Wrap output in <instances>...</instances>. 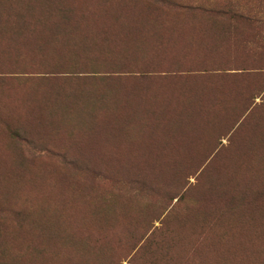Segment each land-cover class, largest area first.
Returning <instances> with one entry per match:
<instances>
[{
  "label": "rangeland",
  "instance_id": "1",
  "mask_svg": "<svg viewBox=\"0 0 264 264\" xmlns=\"http://www.w3.org/2000/svg\"><path fill=\"white\" fill-rule=\"evenodd\" d=\"M129 1L0 0V264H264V0L237 2L260 3L257 23L185 14L180 23L165 21L136 10L145 1L131 9ZM231 1L196 0L220 8ZM133 17L147 19L136 24ZM149 23L152 45L179 34L171 23L184 25L183 37L210 36L201 42L206 55L175 56L168 71L238 75L223 77V89L212 91L215 109L197 115L218 117L217 127L235 120L225 134L197 136L183 148L176 143L202 131L181 129L169 140L174 145L156 148L187 152H102L71 144L85 132L73 120L35 113L27 122L21 115L68 88L36 67L60 53L68 58L72 48L78 55L86 46L90 54L129 49L134 42L120 37L141 34L127 27ZM231 104L240 110L235 115ZM10 131L31 140H14Z\"/></svg>",
  "mask_w": 264,
  "mask_h": 264
},
{
  "label": "trees",
  "instance_id": "2",
  "mask_svg": "<svg viewBox=\"0 0 264 264\" xmlns=\"http://www.w3.org/2000/svg\"><path fill=\"white\" fill-rule=\"evenodd\" d=\"M133 1L127 2L128 5H131L130 9L134 4ZM139 1L145 2H141V7L136 10L148 13L157 12L159 15L156 16L159 18L166 17L165 21L168 19L179 22L184 19L182 18L184 14L188 18L196 16V18H206L214 21L228 18L250 23L255 21L257 23L256 20H260L256 18L258 10L257 12L253 10L254 5L256 4L257 8L260 3L242 8L237 4L238 0H232L227 7L220 8L217 7L218 4L216 3H199L196 0ZM137 4L133 6L135 7ZM137 18L133 17L134 21L137 20L136 24L147 19V17ZM122 19L119 20V24L124 26L128 19L125 17H122ZM263 22L264 20H260L259 24ZM179 23L167 25V27L174 29V32L178 31L179 34H175V36L167 35L163 37V40L154 38L155 45L151 44L152 36L147 33L153 29L155 23H149L142 24L146 26L145 29L142 26L136 28L134 25L127 27L134 29L135 32L138 30L141 34L138 38H126L125 35H123V38L120 37L121 41L130 42L129 40H131L134 42L129 49L118 48L119 51L111 52L109 49L104 48L103 50L97 49L95 54H90V50L86 46L79 48L81 52L79 55L72 48L68 58L65 57V54L60 53V55H57L60 58L54 57L51 65L36 68L47 71L45 74L49 73L48 76L51 77V80L47 81L55 83L53 85L68 86V88H62L64 91L52 96L51 99H42L43 101L37 104L36 108L28 106L22 111L21 115L27 122L28 120L37 119L34 116L35 113H53L56 120L61 118L66 121L68 118L69 122L73 120L74 126L82 128L85 132L79 137L83 140L71 144L106 148L98 149L102 152H187V149L166 150L156 148L163 145H174L175 143L169 140L176 138V132L181 129L194 127L202 131L200 134L188 136L194 137L188 142L176 143L177 147L183 148L195 144L197 136L217 137L223 131V134H225L228 129L230 130L229 124H235V120L230 118L228 125L217 127L219 124L218 117L204 120L197 118V115H202L204 112L212 113L217 104V101L213 99L212 91L223 89V85H219V83L224 84L221 82L226 78L234 79L238 75L233 76L228 75V73H225L227 74L225 75L223 70L219 71L220 73L213 74L190 69L184 72L168 71L169 66H172V64L177 65V62L172 60L175 56H187L186 59L191 60V57L197 54L198 56L206 55L204 53L206 49H204L201 42H205L206 39L210 38V36L205 35L183 37L180 35V30L182 26L184 28V25ZM157 26L160 25L154 27ZM145 35L147 37H144ZM134 39L136 40L134 41ZM183 40L186 41V44L179 46L178 44L184 42ZM161 42L164 45H160ZM195 42H198V44H194ZM147 43L148 46H142ZM153 46L157 48L156 52L152 51ZM161 46H164L163 51H161ZM171 47L175 52L174 54L168 52ZM167 58H171V60L168 61ZM230 87L232 89L241 88V86L235 87V85ZM241 89L245 88L242 87ZM203 97L207 100H203ZM204 106H207V108L205 109ZM230 107L232 109L228 112H231V115H235L240 111L238 107V110L234 109L235 105L231 104ZM240 123H236V127H239ZM43 126L44 124L40 128ZM51 128L56 127L50 125L48 129ZM212 131H215V134ZM13 132L17 131L13 129ZM9 134L16 136L14 140L18 139L17 137L23 141L31 140L23 134L18 135L11 131ZM43 137L46 141H50V144L54 143V139H47L45 135ZM74 137L78 138L76 135ZM161 140H164V142H161ZM91 142L92 144H90ZM46 143L44 142V144ZM206 144H209L212 148L218 145L213 141H208ZM60 145L65 146L63 143ZM46 151L52 150L46 149ZM217 151L211 149L207 152L216 153Z\"/></svg>",
  "mask_w": 264,
  "mask_h": 264
}]
</instances>
